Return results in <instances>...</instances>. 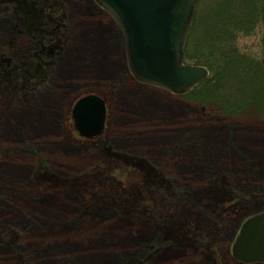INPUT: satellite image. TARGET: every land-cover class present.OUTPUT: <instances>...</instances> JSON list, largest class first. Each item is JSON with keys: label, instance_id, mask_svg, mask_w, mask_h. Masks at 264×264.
I'll use <instances>...</instances> for the list:
<instances>
[{"label": "rangeland", "instance_id": "obj_1", "mask_svg": "<svg viewBox=\"0 0 264 264\" xmlns=\"http://www.w3.org/2000/svg\"><path fill=\"white\" fill-rule=\"evenodd\" d=\"M35 1L45 2L52 17L62 15V46L82 55L79 68L103 64L94 35L81 27L117 29L111 16L93 0ZM15 5L0 0V208L6 210L0 264H243L232 258L231 246L243 219L264 211V115L224 112L213 101L138 83L121 43L107 52L122 65L120 80L88 69L50 77L53 64L44 54L46 73L26 61L34 69L25 77L19 63L34 56L26 48L35 34L21 27L27 16ZM88 7L92 12H83ZM259 31L238 35L242 52L260 55ZM46 89L62 93L60 109L51 99L26 97ZM85 94L106 106L104 128L94 138L79 136L71 116ZM23 107L40 113L24 120L10 115ZM55 109L60 133L47 130ZM136 138L172 141L139 146ZM12 215L22 224L10 223ZM58 248L63 251L54 254Z\"/></svg>", "mask_w": 264, "mask_h": 264}, {"label": "trees", "instance_id": "obj_2", "mask_svg": "<svg viewBox=\"0 0 264 264\" xmlns=\"http://www.w3.org/2000/svg\"><path fill=\"white\" fill-rule=\"evenodd\" d=\"M31 1L36 3L33 8H25ZM13 2L15 6H23L19 10L27 18L23 19L25 24L21 25L27 26L28 34L44 35L43 18L57 19L56 29L59 28L60 32L56 30L55 35L57 39L59 36L62 39L49 44L42 43L40 51L33 52L34 56L27 55L30 57L19 63L23 65L25 77L31 79L33 74L26 61L36 63L40 69L44 67V75L48 68L44 66L47 62L42 55L52 56L64 41L62 15L52 17L48 13L51 10L49 7L46 13V3L43 1ZM257 30H260V55L242 52L237 45L238 35L251 34ZM184 59L208 71L206 77L186 91V95L201 102L213 101L224 112L240 113L252 109L264 115V0H196L186 35ZM15 71L21 73V67ZM137 160L135 157V162Z\"/></svg>", "mask_w": 264, "mask_h": 264}, {"label": "water", "instance_id": "obj_3", "mask_svg": "<svg viewBox=\"0 0 264 264\" xmlns=\"http://www.w3.org/2000/svg\"><path fill=\"white\" fill-rule=\"evenodd\" d=\"M96 1L120 27L127 64L137 80L179 92L206 75L203 67L181 63L194 0ZM72 117L80 135L96 136L104 126V101L93 94L82 96L74 103ZM231 254L244 262H264V211L243 221Z\"/></svg>", "mask_w": 264, "mask_h": 264}, {"label": "bare ground", "instance_id": "obj_4", "mask_svg": "<svg viewBox=\"0 0 264 264\" xmlns=\"http://www.w3.org/2000/svg\"><path fill=\"white\" fill-rule=\"evenodd\" d=\"M87 11L88 12H92L90 7L84 8L83 12H87ZM43 22H44L43 27L45 28L46 32L42 36L33 35L31 37V40L34 41V43H30L29 47L26 48V51H29V54H31L33 52L40 51L42 43L49 44V43H52V42H56V40H57V36L55 35L56 30H58L60 32L59 28L56 29L57 19H51V18H48V17H44L43 18ZM88 27H90V26H86L85 28L81 27V30H82L83 34H85V35H90V34L94 35V39H95L94 46L97 47L96 50H95V54H97L98 56H100V55L103 56V59H104L103 60V64L100 65V67H98V68H96V67L87 68V66H85L84 68H79L78 61L83 59L82 55H77V56L76 55L75 56L72 55L71 56L69 54V49L66 52H64L63 46H61V48L57 47L56 51L54 52V54L52 56H50V57H48L46 54H44V57L46 56V57H48L47 59H50V61H48L49 65L51 64V61H52V64H53L51 69H50V71H51V74H49L50 77H51L52 74H56V76H64V75H67V74H69V75L73 74V71H75L77 69H78V71H81L83 69H86V70L88 69L87 72L88 71H94L95 74L98 75V76L112 78V79H115V81L116 80H120V78L123 76L122 65L119 64L118 60L117 61L114 60V59L110 60L107 52H110L111 51L110 49H114V48L118 49V46H119L120 43H121V46L123 48V51H125L124 42H123L121 34L117 31L116 27L113 28V26H110V25H107L106 27H103L102 25H95V27H93V28L92 27L88 28ZM12 28H13V30H16L15 31L16 34L13 33L11 36H12L13 39H16L17 32L18 33L20 32L17 29V28H19V25H17V23L14 22L12 24ZM53 61H54V63H53ZM29 67H30V65H29ZM73 68H75V69H73ZM86 70L84 72H86ZM32 71H33V69H32ZM80 74L76 75V77H82ZM46 86L48 87L49 83L46 84ZM132 91L135 92L136 90L134 89ZM28 96L30 97V99H37L38 97H40V98L43 97V98H46V99H49V100L51 99L52 102L54 103V105H56L57 109L58 108L60 109V106H61L60 104H61L62 100L64 99V97L62 96V93L55 92V91H53L51 89H46V90H44L41 93L26 94V97H28ZM24 98L25 97H22V99H24ZM19 99H21V98L19 97ZM13 106L14 107L17 106L16 103H14ZM57 109H55V110H53V112H51V113H54L52 115L53 121L51 122L52 124L50 123V121H47V123H48L47 130L49 129V130H51V131H53L55 133L56 132L60 133L61 129H60V126H59V121H58L59 116L57 118V114H55V113H58ZM13 113H18V116L21 118V120H24V118L27 117V115H29V113H40V111H32V109L30 107H26V108L23 107V108L20 109V111H13V109H12L10 111V115L13 116ZM34 132H36V131H34ZM7 134L13 135L12 133H9L8 131L4 135H7ZM15 137L20 138L21 136L20 135H16ZM166 139H164L163 141H160V139H154V140L149 141L147 138L146 139L145 138H141V139L140 138H136L134 140V142L137 145H139V146L147 145L149 143H153L155 146H157L160 143H163L164 141L167 142V141L171 140V139H169V140H166ZM263 141H264V139H263ZM245 143L249 144L251 147L257 146L258 144H260L258 141H246ZM262 143H264V142H262ZM156 151H157V153L159 152L158 149L154 150V152H156ZM70 153L71 154L72 153L75 154V152H70ZM213 164H217V163L216 162L215 163H212V162L208 163L209 166L214 168L215 165L213 166ZM216 166H215V168H216ZM7 170H10V168H6L5 169L6 172H7ZM22 171L23 172L20 173L19 178H21L22 175L26 173V169H23ZM22 202H25V203L27 202V206L31 207L28 201L23 199ZM2 211L4 213H6L5 209H1L0 208V214L2 213ZM14 217L15 216H13V215L11 216V220H13L14 222H10V223L17 224V225L18 224H22L23 221H22L21 218H16V217L14 218ZM154 238L157 239L156 236L155 237H153V236L151 237L152 240H154ZM60 251H63V250H61V248H58V251L56 249L54 251V254H58ZM37 256H38V253L37 254H33L34 258L37 257ZM108 261L109 260H107V263H108ZM51 264H57V263H51Z\"/></svg>", "mask_w": 264, "mask_h": 264}, {"label": "flooded vegetation", "instance_id": "obj_5", "mask_svg": "<svg viewBox=\"0 0 264 264\" xmlns=\"http://www.w3.org/2000/svg\"><path fill=\"white\" fill-rule=\"evenodd\" d=\"M105 12V11H104ZM108 14V13H107ZM248 264H255V263H248Z\"/></svg>", "mask_w": 264, "mask_h": 264}]
</instances>
